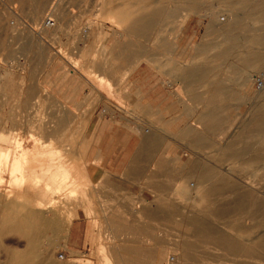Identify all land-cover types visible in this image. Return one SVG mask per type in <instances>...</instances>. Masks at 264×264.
<instances>
[{"label":"rangeland","instance_id":"374dc122","mask_svg":"<svg viewBox=\"0 0 264 264\" xmlns=\"http://www.w3.org/2000/svg\"><path fill=\"white\" fill-rule=\"evenodd\" d=\"M16 1L17 26L0 15V148L59 149L75 189L24 181V169L12 182L2 159L0 264L29 249L20 227H34V264H264V125L250 131L264 68L238 63L264 17L233 0ZM239 193L258 211L219 215ZM193 219L216 232L195 235Z\"/></svg>","mask_w":264,"mask_h":264},{"label":"bare ground","instance_id":"6f19581e","mask_svg":"<svg viewBox=\"0 0 264 264\" xmlns=\"http://www.w3.org/2000/svg\"><path fill=\"white\" fill-rule=\"evenodd\" d=\"M187 1L189 2L190 0H183V3H187ZM213 1V0H212ZM236 1V5L240 8H245V13L246 14H258V16H262L264 17V0H233ZM193 2V1H192ZM220 2V1H219ZM222 2V1H221ZM159 5V4H158ZM163 10V9H162ZM159 13V11H158ZM254 16V15H252ZM257 17V16H256ZM260 18V17H259ZM5 19V17H4ZM147 21V20H146ZM146 21L144 23V26L146 24ZM240 20H238V18H235L231 23H230V27H228V31L226 33V36L223 34L222 36V42H225L226 47L231 46L232 44L237 43L238 41V35L236 33V28L239 26ZM242 23V22H241ZM137 25V24H136ZM149 23H148V27H149ZM241 26V24H240ZM20 27V26H19ZM147 27V28H148ZM44 28V27H43ZM144 29H146V27H144ZM239 30V29H238ZM217 32V31H216ZM254 32V31H253ZM239 33V32H238ZM243 33V32H242ZM246 33V32H245ZM241 34V33H240ZM255 34V32H254ZM251 35V34H250ZM256 35V34H255ZM225 39V40H224ZM248 44L249 47H251L250 49L251 52H249L248 54H242L241 57L237 58L239 60H241V62H238V60L236 59V61L238 63H241L242 66L245 67H251V66H257L258 68L262 67L264 68V32L261 35H256L255 36H251L248 38ZM208 46V45H207ZM206 47V46H205ZM227 47V48H228ZM232 47V46H231ZM234 47V46H233ZM254 48V49H253ZM247 49V50H250ZM228 51V50H227ZM220 54V53H219ZM222 55V54H221ZM220 55V56H221ZM224 55V53H223ZM214 56V55H213ZM218 56V55H217ZM215 56V59H217ZM220 59V58H219ZM217 61V60H216ZM202 73V72H201ZM208 74V71L206 72ZM200 74V73H199ZM198 75V73H197ZM203 75V74H202ZM192 75L190 74L189 77H191ZM201 77V76H199ZM243 77V76H242ZM193 78V77H192ZM195 79V78H194ZM193 79V80H194ZM202 79V78H201ZM192 81V80H191ZM247 80H244L243 84L246 83ZM242 82V81H241ZM262 101H264L262 99ZM262 107H264V103L261 104ZM264 113V112H263ZM210 119V117H209ZM251 122H253L252 128H251V132H257L260 133L261 131L263 132V129H259L258 128L262 127L264 125V115L262 114V116H255L254 118L250 119ZM264 127V126H263ZM249 130V129H248ZM3 141V140H2ZM250 145L251 143L249 141H242L241 145L238 147V151L239 153H245L248 152V150L250 149ZM1 149V148H0ZM41 148H38V151L34 154L30 153V149L22 147L21 145H18L16 149L13 150H6L1 151L0 153V161H2V159L5 161L3 162L4 164V173L6 172L5 170L8 171V173H10V177H11V181L15 182L16 180V173L18 169H24L22 170L23 172V180L24 181H33L37 184L42 183L44 181V179L49 178V182H55V180H59L61 181V185H59V187L57 186L56 189H60V188H65L67 190H71V194L74 193V189H75V184L73 182L74 179H71L69 177V175L71 176V174L67 173V169L69 168H64V164L61 161V156L59 153V149L55 148V149H47L46 151H39ZM43 150V149H42ZM10 157L13 159L12 162H9ZM2 165V166H3ZM28 167V168H27ZM67 167V166H66ZM71 169V168H70ZM69 172V171H68ZM72 173V172H71ZM73 174V173H72ZM76 174V173H74ZM22 177V176H21ZM76 177V176H75ZM74 178V177H73ZM22 179V178H21ZM48 180V179H47ZM23 181V182H24ZM76 181V180H75ZM52 183V184H54ZM76 183V182H75ZM36 184V185H37ZM51 185V183L49 184ZM58 185V184H57ZM53 186V185H51ZM82 194L85 195V188H83L82 190ZM53 194V193H52ZM6 205V204H5ZM5 207V206H4ZM8 208V207H7ZM10 208V207H9ZM14 212L19 213V211L21 212V209L19 206H14ZM51 208V207H49ZM259 209L255 203V201H252V199L249 198V196L245 193H239L236 195V198L234 199V201L232 203H229L225 208H222L221 210H219V215L221 213H224L225 211H229V210H237V211H242L245 209ZM147 209V208H146ZM144 209V210H146ZM247 209V210H248ZM251 209V210H252ZM263 210V208H262ZM26 211V210H25ZM222 211V212H221ZM258 211V210H257ZM13 212V211H12ZM27 212V211H26ZM149 212V211H148ZM147 212V214H148ZM150 213V212H149ZM253 213V212H252ZM6 215V214H5ZM27 216V214H26ZM31 217V216H30ZM33 217V216H32ZM70 217V216H69ZM29 218V216H28ZM22 219V218H21ZM30 219V218H29ZM14 220V219H13ZM72 220V219H71ZM22 221V220H21ZM1 222V221H0ZM31 222V221H30ZM37 222V221H36ZM70 219L67 220L66 224L67 226L69 225ZM30 224V223H28ZM28 224H26L25 227L28 226ZM32 224V223H31ZM30 224V225H31ZM192 225H196L195 228V232L199 237H202L201 234L205 233L206 231L210 234H213V230L204 222L201 221H195V219H193L191 221ZM16 225V224H15ZM20 223H18L16 225V228L14 226L15 229H17V226H19ZM35 224H33L32 226H34ZM36 226V225H35ZM12 227V226H11ZM23 227V226H22ZM13 228V227H12ZM34 230V227H32ZM32 228H29L30 230H32ZM10 229V228H9ZM23 228H18L19 232L22 231V236L21 238H23V236L28 240V247L29 249L25 252L22 253H18V254H8L10 256L7 257L9 264H34V262L36 261V259H38V252L39 250L37 249L38 252H36V248L37 244L35 243V239L32 237L28 236V233H33L32 231L30 232L28 229V233L26 232V230L24 231L21 230ZM17 230L16 234L19 233ZM14 231V230H13ZM16 231V230H15ZM194 231V229H193ZM35 232V231H34ZM216 232V231H215ZM214 232V233H215ZM193 233V232H192ZM31 235V234H30ZM33 235V234H32ZM216 235V234H215ZM40 236V235H39ZM206 236V235H205ZM220 235H218L217 237H219ZM1 237V236H0ZM216 239V236H214ZM23 238V239H25ZM37 238L39 239L40 237L37 236ZM36 238V239H37ZM25 239V240H26ZM37 239V241H38ZM218 239V238H217ZM220 239V238H219ZM218 239V241H219ZM214 240V239H213ZM1 243V242H0ZM225 243V242H224ZM222 244V243H221ZM231 244V243H230ZM235 245V244H234ZM1 246V245H0ZM236 246V245H235ZM43 247V246H42ZM41 247V248H42ZM227 247V246H226ZM40 248V249H41ZM234 249V248H233ZM233 249H231L232 251H234ZM103 250V249H102ZM42 251V250H41ZM104 251V250H103ZM154 252V251H153ZM152 252V253H153ZM155 253V252H154ZM153 253V254H154ZM105 256V255H104ZM156 256V253L154 255V257ZM109 258V257H108ZM124 258V257H123ZM6 259V260H7ZM154 259V258H153ZM84 260V259H83ZM108 259L106 258V261ZM78 262H82L80 259H74V264L78 263ZM89 262L88 260H84L83 263H87ZM109 261H107L108 263ZM111 262V261H110ZM123 262V261H122ZM8 264V262H7ZM79 264V263H78ZM82 264V263H81ZM99 264H101L99 262Z\"/></svg>","mask_w":264,"mask_h":264},{"label":"built area","instance_id":"2783aa9c","mask_svg":"<svg viewBox=\"0 0 264 264\" xmlns=\"http://www.w3.org/2000/svg\"><path fill=\"white\" fill-rule=\"evenodd\" d=\"M17 1L16 0H0V15H2L3 17H5V19L7 20V23L12 26L15 27L17 26V20L19 21V11L17 9ZM10 17V19H8ZM23 22H25V20H22ZM42 26H44V29L46 30H51L53 28H55L56 25V21H55V13H49L43 20H42ZM88 32V27L87 26H83V27H79L77 28L76 32L74 33V41H73V46L76 47L73 48V46L70 48V53H74L76 54V52L79 50L78 48L83 44L84 42V38L82 39V37ZM263 83V77L262 76H258L255 77L253 80V84L255 87H260ZM105 106H109L110 108L112 107V105L105 104ZM103 107L100 109V113L101 114H105V112L103 111ZM144 132H147V129L144 128L143 129ZM187 186L189 188H191L193 186V183L190 181L189 183H187ZM58 257L62 258V254L58 253ZM168 260H172V257L170 256Z\"/></svg>","mask_w":264,"mask_h":264},{"label":"crops","instance_id":"0c3cea01","mask_svg":"<svg viewBox=\"0 0 264 264\" xmlns=\"http://www.w3.org/2000/svg\"><path fill=\"white\" fill-rule=\"evenodd\" d=\"M98 121H99V118H97V119L95 120L94 123L97 124ZM119 155H120V154H116V153H115L114 155H113V154H110V155H106V154H105V155H102V158H109V157L118 158ZM131 159H133V161H135V159H138V156H134V157H133L132 154L128 155V161H131ZM128 161H127V162H128ZM144 211L146 212V210H144ZM146 213H147V212H146ZM148 214H149V213H148Z\"/></svg>","mask_w":264,"mask_h":264}]
</instances>
